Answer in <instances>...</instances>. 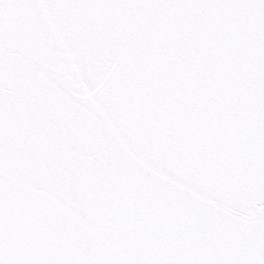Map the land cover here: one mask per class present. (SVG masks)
<instances>
[{"label":"snow or ice","instance_id":"obj_1","mask_svg":"<svg viewBox=\"0 0 264 264\" xmlns=\"http://www.w3.org/2000/svg\"><path fill=\"white\" fill-rule=\"evenodd\" d=\"M0 264H264V0H0Z\"/></svg>","mask_w":264,"mask_h":264}]
</instances>
